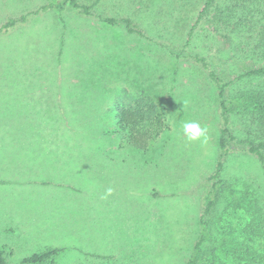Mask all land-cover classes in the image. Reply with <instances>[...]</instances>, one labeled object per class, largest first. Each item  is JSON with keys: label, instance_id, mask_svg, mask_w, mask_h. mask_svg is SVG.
Wrapping results in <instances>:
<instances>
[{"label": "rangeland", "instance_id": "1", "mask_svg": "<svg viewBox=\"0 0 264 264\" xmlns=\"http://www.w3.org/2000/svg\"><path fill=\"white\" fill-rule=\"evenodd\" d=\"M51 1L0 0V27ZM79 1L92 6L91 15L67 5L0 33V178L9 179L0 183V243L7 264L49 249L63 251L42 264H188L220 153V103L209 70L229 82L226 95L239 98L264 78H236L264 61L240 52L235 33L216 32L217 21L191 34L205 0ZM101 16L129 17L143 33ZM117 100H145L165 114L167 129L147 151L125 143ZM232 107L236 137L206 215L210 237L199 264H264V163L243 141L261 132L243 106ZM186 120L208 128L206 144L184 137ZM54 155L63 157L51 176L46 157ZM41 167L49 171L42 174L47 185L29 177ZM31 204L41 218L17 237L4 220L9 213L18 221L22 205Z\"/></svg>", "mask_w": 264, "mask_h": 264}, {"label": "trees", "instance_id": "2", "mask_svg": "<svg viewBox=\"0 0 264 264\" xmlns=\"http://www.w3.org/2000/svg\"><path fill=\"white\" fill-rule=\"evenodd\" d=\"M67 5H70L79 14H92V6L83 4L79 0H53L27 14L19 17H10L0 27V33H7L18 23L26 22L30 15L51 9L63 10ZM101 18L103 21L111 24H117L118 22L126 23L130 32L143 33L133 24L129 17L117 19L111 16H101ZM205 20H208L210 23L217 21L215 26L216 32L225 31L229 35L235 33V36L240 39L241 44L238 47L240 52L246 53L247 57L253 55L257 60L264 61V0H205V4L198 14L191 34ZM197 60L207 69H210L206 57L197 56ZM209 76L218 89L221 111V124L219 128L220 153L215 172L210 179L213 182L210 189L209 203L200 218L201 233L194 244L188 264H199L202 246L210 237L209 223L206 215L211 211L216 202L217 190L222 183L221 175L227 156L232 150L230 142L236 137L233 133L231 122L234 110L232 106H243L251 114V121L257 128V132H261V138L249 136L248 134L243 141L247 143L249 153L256 155L264 163V84H258L252 90L243 92L239 98H230L226 95L229 82H226L215 70L210 69ZM245 78L253 80L264 78V66L248 67V70L239 74L236 79L243 80ZM144 101L139 100L133 104L123 105L122 100H117L115 110L117 112L119 131L123 133L125 143L136 149L147 151L153 141L167 129V122L164 118L165 114L159 112L158 106L155 103ZM61 251L63 250L49 249L41 251L24 258L21 264H42L53 261L54 257L59 255ZM0 264H7L4 248L1 243Z\"/></svg>", "mask_w": 264, "mask_h": 264}, {"label": "crops", "instance_id": "3", "mask_svg": "<svg viewBox=\"0 0 264 264\" xmlns=\"http://www.w3.org/2000/svg\"><path fill=\"white\" fill-rule=\"evenodd\" d=\"M47 155H51L49 152H45ZM53 153H58V149L55 147L53 150ZM62 157L63 156H57L54 155L51 158L46 157L47 163L53 164L50 168V170H53V173H51V176L57 174V167L60 164H62ZM42 160V159H41ZM43 171H46L45 173L49 172L47 170V167H41L39 169V176L31 177V174L33 173V170L31 171L29 177L31 178V181L37 182L41 181L43 184L47 185L48 182H50L47 178H42ZM38 172V171H37ZM7 177H1L0 183H5L3 186H5L9 181H6ZM4 180V181H3ZM9 180V179H8ZM22 213L20 216V219L18 221L11 220L12 215L8 213L6 219L5 226L8 227V231H12L13 234H15L17 237H23L26 236L27 233H29V230L32 226H37L38 221L40 220L41 216L39 214H42V211L39 209V207H34L32 204L27 207L22 205ZM14 216V215H13Z\"/></svg>", "mask_w": 264, "mask_h": 264}, {"label": "clouds", "instance_id": "4", "mask_svg": "<svg viewBox=\"0 0 264 264\" xmlns=\"http://www.w3.org/2000/svg\"><path fill=\"white\" fill-rule=\"evenodd\" d=\"M183 135L190 142L199 141L202 144L208 142V128L202 127L199 122L196 121H184L182 122ZM112 189L107 190V194H111Z\"/></svg>", "mask_w": 264, "mask_h": 264}]
</instances>
